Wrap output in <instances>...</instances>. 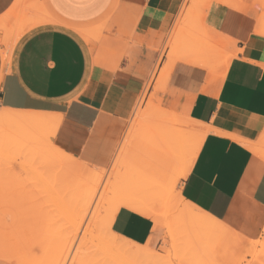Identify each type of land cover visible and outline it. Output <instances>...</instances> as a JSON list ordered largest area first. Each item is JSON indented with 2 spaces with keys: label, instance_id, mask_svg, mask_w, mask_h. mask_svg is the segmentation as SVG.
<instances>
[{
  "label": "crops",
  "instance_id": "0c3cea01",
  "mask_svg": "<svg viewBox=\"0 0 264 264\" xmlns=\"http://www.w3.org/2000/svg\"><path fill=\"white\" fill-rule=\"evenodd\" d=\"M183 2L43 0L45 14L9 39L0 32V110L53 116L54 146L93 169L116 159L142 100L186 116L209 132L180 182L182 198L258 239L264 159L250 147L264 132V34L253 13L213 1L198 22V46L186 48L185 28L172 33ZM23 3L0 0V26L19 19ZM110 230L140 245L157 238L153 220L126 207Z\"/></svg>",
  "mask_w": 264,
  "mask_h": 264
},
{
  "label": "rangeland",
  "instance_id": "374dc122",
  "mask_svg": "<svg viewBox=\"0 0 264 264\" xmlns=\"http://www.w3.org/2000/svg\"><path fill=\"white\" fill-rule=\"evenodd\" d=\"M42 1L24 0L19 19L10 17L4 27L0 26L2 38L16 34L20 31L19 25L27 20L45 14ZM209 1L184 0L177 18L183 11L192 12L188 14L185 37L181 40L184 47L198 46L201 33L198 17ZM244 1L264 23V0ZM174 60L175 53L169 56L170 63ZM142 103L143 100L136 106L120 152L107 169H93L76 162L66 171L50 155L49 145L40 143L34 147L31 142L35 130L49 139L51 129L45 131L41 127L42 132L40 129L32 131L31 127L11 124V128L9 123L0 122V252L13 259L0 256V264H254L247 235L239 231L240 235L219 221L221 227L217 220L213 222L215 219L202 213L201 217L209 219L206 221L216 222L214 228L207 226L206 221L200 222L206 219L198 215L202 210L194 207L196 214L194 205L185 203L192 205L191 210L181 203L185 200L180 197L179 185L193 160L185 159L175 150L168 153L156 138L144 135L152 126L155 111L164 109L158 104L152 105L151 101L142 108ZM148 104L152 105L149 114L142 116L148 120L144 126L140 125L139 131L135 130V114L146 112ZM194 123V135L206 132ZM263 137L254 144L262 152ZM63 155L62 161L71 157ZM261 157L264 159V155ZM84 172H91L98 181L94 195H90L85 176H74L69 188L63 184L68 173ZM121 207L150 217L156 240L153 242L150 238L138 245L112 233L111 220ZM185 208L190 210L189 214ZM243 222L247 224V218ZM235 234L238 239L233 237ZM258 241L264 242V234Z\"/></svg>",
  "mask_w": 264,
  "mask_h": 264
},
{
  "label": "bare ground",
  "instance_id": "6f19581e",
  "mask_svg": "<svg viewBox=\"0 0 264 264\" xmlns=\"http://www.w3.org/2000/svg\"><path fill=\"white\" fill-rule=\"evenodd\" d=\"M186 1V0H185ZM187 1H190L191 3H193V0H187ZM213 1H220V3H224V4H227V5H230L231 7H234L235 9L237 8H241L244 12H251V8L250 6L244 1V0H210L206 5L205 7L209 6L210 3H212ZM189 2V3H190ZM213 4H215V2H213ZM184 6V5H183ZM229 6V7H230ZM204 7V8H205ZM189 9V8H188ZM203 10V9H202ZM181 12V11H180ZM184 12V11H183ZM182 14L179 16V18L176 19V22L174 24V27H173V30H172V33L173 35L176 36L177 33H179L181 31V29H183L186 24H187V21L189 19V10L185 11L184 14ZM192 13V12H191ZM190 13V15H191ZM197 13V12H196ZM198 15V14H197ZM202 15H203V11L201 12L200 16L198 17V19L200 20L202 18ZM47 17V16H46ZM191 17V16H190ZM256 17V27H254L255 31L257 33H260V34H264V23L261 21V17L259 15H255ZM44 18H41L40 20L37 19L35 20L34 22H32V24H38L40 22H44ZM200 27H198L199 29ZM208 34V33H207ZM187 37V36H186ZM188 38V37H187ZM186 38V39H187ZM9 39V38H8ZM220 39V38H219ZM87 40V39H86ZM210 41V40H209ZM88 42H91L90 38L88 37ZM191 43V42H190ZM8 45V44H7ZM186 45V44H185ZM191 45V44H190ZM166 46V45H165ZM187 46V45H186ZM93 48V47H92ZM95 49V48H94ZM192 49V48H191ZM199 49H197L198 51ZM93 51V50H92ZM5 53V52H4ZM6 54V53H5ZM192 54V53H191ZM199 54V53H198ZM202 54V53H201ZM211 55V54H210ZM202 56V55H201ZM212 56V55H211ZM216 56V55H215ZM219 57V56H218ZM222 58V57H221ZM221 58H218L219 60ZM232 58V57H231ZM216 59V58H215ZM222 60V59H221ZM229 60L230 58L225 62L224 64V68H226V66L228 65L229 63ZM193 62L197 63V64H204V60H192ZM216 64V63H215ZM219 64V63H218ZM162 83V82H161ZM236 96V95H235ZM152 106V105H151ZM151 106L148 104L147 105V109H146V112H138L135 114V118H134V127H135V130H138L140 129V125H142L143 123V126L144 124L146 123V121L148 120V117H145L142 119V116H145V115H148L149 114V111L151 109ZM146 108V107H145ZM145 110V109H144ZM17 111V110H16ZM39 112H34V113H30V112H25V111H19V112H15L14 110L11 111V110H7V109H1L0 110V122L1 123H4V124H7L9 123L11 128H12V125L11 124H17V125H21V126H26L27 129L29 127H31L30 129H40L41 130V127L47 131V130H50L52 131L51 135H49V139H46V138H43L44 137V133L43 135H39L38 132L35 130V133L33 136V138L31 139V142L32 144H34L33 146L34 147H37L40 143H43V145L47 146L49 145V152H50V155L51 156H54L58 161L59 163H61L62 167L67 171L69 169H72L71 166L72 164L74 163H78L77 159H75L74 157H68V159L66 158L65 160H61V157L63 158V155L64 153L62 151H60L57 147L54 146L53 144V141H52V137H53V134L55 132V129H56V124H57V121L54 119L53 116H50L48 114H44V113H40L38 114ZM170 113V112H169ZM168 111H164L162 109H157V111H155L154 113V117H153V123H152V126L146 130V132H143L144 135H147V137H152V138H156L159 142L160 145H163L165 147V151H167L168 153L169 152H172L175 150L177 151V153H180L183 154L184 158L188 160H193L192 163L194 162V159L196 158V155H198V150L201 146V143L206 135L207 132H209V130H207L204 134H201L199 135L200 133H198V135H194V132L196 131V126H195V123L194 121H191L187 118H182L181 116H178L177 114L176 115H173V113L169 114ZM150 117V116H149ZM142 126V127H143ZM33 127V128H32ZM10 128V127H9ZM25 128V127H24ZM18 129V128H17ZM21 129V127H20ZM23 129V128H22ZM39 130V132H40ZM27 132V131H26ZM25 132V133H26ZM31 132V131H30ZM42 132V130H41ZM24 133V132H23ZM32 133V132H31ZM28 134H30L28 132ZM28 134L26 136H28ZM264 136V132L262 134ZM31 136V135H30ZM29 138V137H28ZM264 138V137H263ZM27 139V138H26ZM28 141L30 140L27 139ZM157 142V143H158ZM28 144V143H27ZM32 144L30 145V148L32 147ZM157 145V144H156ZM251 146V145H250ZM257 146V145H256ZM264 147V146H263ZM36 149V148H35ZM251 151L254 153V154H258V155H264V152H262L261 150H259L258 148L254 147V145H252L250 147ZM32 150H30L31 152ZM50 159V157H49ZM53 162V161H50V163ZM80 163V162H79ZM81 165H84L82 163H80ZM58 165V164H57ZM77 165V164H76ZM86 166V165H85ZM193 166V165H192ZM75 167V166H74ZM57 168V167H56ZM62 171V170H61ZM74 172V170H73ZM83 172V171H82ZM69 176H66V178L64 179V186H67V188H69V184L71 183L72 180H74V176L76 175H82V176H85V178H87V187L89 188V192H90V195H94V191H96L97 189V186H98V181L96 178H94V176L92 175L91 172H84L83 174L82 173H77V174H70L68 173ZM184 176V175H183ZM187 176V175H186ZM184 178V177H183ZM148 183V182H147ZM152 185V184H151ZM79 186V185H78ZM66 188V189H67ZM72 189V187H71ZM75 190H77L75 188ZM178 194V193H177ZM89 196V195H88ZM153 196V195H152ZM165 196V195H164ZM180 197H182L180 195ZM180 198H179V204H180ZM183 200V199H182ZM167 201H168V197H167ZM186 203L187 201H181V203ZM188 203V202H187ZM189 204V203H188ZM188 204H185L186 206ZM183 206V205H182ZM189 208L188 209H191L192 205H188ZM187 206V207H188ZM191 206V207H190ZM195 206H193V212H195L196 214L198 215H202V212H196V210L194 209H197V208H194ZM175 209V208H174ZM181 209H184L181 208ZM176 210V209H175ZM186 210V208H185ZM184 210V212H185ZM192 210V209H191ZM199 210V209H197ZM183 211V210H182ZM188 211V214L190 213L189 211L190 210H186ZM177 212V211H176ZM192 212V215H194ZM184 214V213H182ZM186 214V213H185ZM191 215V216H192ZM200 215V217H201ZM204 215V214H203ZM190 216V215H189ZM206 216V215H204ZM188 217V216H186ZM203 217V216H202ZM201 217V218H202ZM209 218V216H207ZM206 217H203L202 219H205ZM208 218H206L205 220L203 221H200V222H205L206 220H209ZM194 219V218H193ZM198 219V218H197ZM212 220V219H210ZM197 221V220H196ZM213 222L216 221L215 220H212ZM212 221H206L205 223L207 224V226H213L214 224V227H216V221L215 223H212ZM198 222H199V219H198ZM209 222V225L208 223ZM219 222V221H218ZM199 224V223H197ZM219 224L221 225L222 227V224L219 222ZM218 225V224H217ZM212 227V228H214ZM225 227V226H224ZM218 228V227H217ZM226 228H228L226 226ZM207 229V228H206ZM219 229V228H218ZM230 229V228H229ZM209 230V229H208ZM221 230V228H220ZM211 231V229H210ZM230 231V230H229ZM234 231V230H233ZM212 232H215V230H212ZM225 233L227 231H224ZM237 232V230H236ZM239 232V231H238ZM230 232H228L229 234ZM232 233V231H231ZM235 233V231L233 232V234ZM240 233V232H239ZM232 234V235H233ZM243 234V233H242ZM226 235V234H225ZM232 235L230 237H232ZM241 235V233H240ZM227 236V235H226ZM225 236V237H226ZM228 237V236H227ZM234 238L236 237V234L235 236H233ZM242 237V236H241ZM247 237V236H246ZM236 239H238V237H236ZM235 239V240H236ZM233 240V239H232ZM249 245H247L249 247V249L251 248L252 250V256H253V262L254 264H264V242H259L258 239H255L254 237H249L247 239ZM129 245V243H128ZM139 245V244H138ZM260 246V250L258 249V247ZM114 249V248H113ZM126 253V252H125Z\"/></svg>",
  "mask_w": 264,
  "mask_h": 264
}]
</instances>
